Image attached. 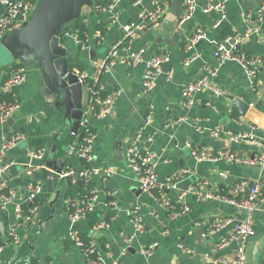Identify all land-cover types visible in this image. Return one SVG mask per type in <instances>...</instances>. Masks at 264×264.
<instances>
[{"label":"crops","instance_id":"0c3cea01","mask_svg":"<svg viewBox=\"0 0 264 264\" xmlns=\"http://www.w3.org/2000/svg\"><path fill=\"white\" fill-rule=\"evenodd\" d=\"M166 1L113 0L111 10L97 9L95 0L91 5H84L81 15L88 28L85 41L78 43L73 38L76 36L74 21L66 25L68 31L62 32L61 44L66 48L70 66L90 80L95 74L94 60L103 56L128 26L137 23L138 14ZM195 2L191 16L180 25L173 23L166 34L162 33V19L158 26L139 29L128 42V48H121V55L142 50L140 62H118L101 73V98L103 93L120 91L107 115H94L100 102L90 98L84 82L83 119L96 135L88 164L110 166L114 172L106 179H92L93 185H80L92 186L90 191H95L98 197L93 210L75 222L68 217L65 199H78L80 186L70 183L69 178L47 180L44 170L50 169L44 164L53 145L56 153L67 146L65 153L53 161V166H60L64 172L69 168L80 169L84 164L77 155L79 133H70L65 146L63 139L68 122L63 106L39 63L25 59L23 63L16 61L7 66L23 64L27 75L15 88L19 108L8 118L11 120L0 122V151L6 165L1 178L15 194L11 202L0 204V232L13 230L19 238L17 243L1 248L0 264H88L86 254L73 240L74 231L89 235L93 243L100 236L104 238L107 249L100 252L101 264H173V260L175 264H220L219 259L236 255L238 241L232 236L235 225L243 218L236 205L217 200L199 201L187 192L181 200L190 206L189 211L172 216L155 193L150 195L139 190L135 174L126 161L127 145L140 135L139 144L155 153L158 182H165L167 178L173 181L165 189L169 200H176L182 191L190 188L220 192L240 178L264 177V170L255 166L198 161L191 153V146L211 145L212 141L223 142L212 144L216 148L227 146L244 155L252 156L257 151L246 142L226 144L224 140H215L211 131L216 128L264 137V0ZM218 3H224V18L218 8L204 11L207 4ZM253 27L256 31L237 46L239 52L261 58L252 87L238 62H219L212 51L223 38L244 36ZM196 28H201L204 36L189 47ZM156 54H165L168 60L162 64V73L154 87L145 90L144 63ZM7 67H0V81L9 72L3 70ZM201 76L208 77L211 86L225 93L215 95L202 89L195 92L194 103L187 106L181 89ZM234 98L249 105L244 115L229 105ZM148 115L150 120L146 123ZM12 136H20L19 142L5 148ZM32 149H43L45 153L41 159L30 158L28 151ZM225 195H230L229 191ZM16 206L23 209L21 221L16 218ZM135 217L139 219L138 224ZM253 218L256 231L246 244L245 264H264V247L257 251L264 234L261 238L256 236L257 232L264 233V193ZM227 219L228 223L215 227V223ZM102 220L108 226L101 234L90 235L91 230L96 231L95 224ZM139 226L141 231L137 230ZM125 238L130 239L129 244ZM125 246L127 249L123 250Z\"/></svg>","mask_w":264,"mask_h":264},{"label":"built area","instance_id":"2783aa9c","mask_svg":"<svg viewBox=\"0 0 264 264\" xmlns=\"http://www.w3.org/2000/svg\"><path fill=\"white\" fill-rule=\"evenodd\" d=\"M38 0H0V42L2 36L11 31L14 28H19L27 21L29 16L32 14ZM170 1L167 0L163 5H157L151 11H141L138 14V21L134 26H128L123 36L115 41L110 49L101 57L94 60L95 74L90 78L91 84H87V76L82 73H78L80 82L86 84V92L93 101L99 100L100 108L94 112L96 116L107 115L113 107L115 98L120 95V91H114L104 98H101L102 86L99 83V76L107 68L115 63L123 64H136L141 60L142 50L128 52L125 55L120 54L122 47L128 48V42L135 37L138 30L144 26L155 27L161 23V20L168 13L170 7ZM196 6L195 0H184L180 17L177 19L176 24L180 25L184 20L189 18L194 12ZM98 9L113 8V4L110 3L107 6L95 5ZM213 7L218 8L221 12V18H224L223 13L224 3L218 4H207L204 11L207 12ZM175 23V22H174ZM219 23V22H217ZM256 31V28H249L244 36H227L218 42L213 51V56L219 60V62L225 61H236L244 69L247 83L249 86L255 85V79L257 76L258 67L261 64V58L259 56L247 55L246 53L239 52L237 46L242 42L243 38L248 34ZM204 32L201 28H196L195 33L190 38L189 47H192L194 43L203 38ZM76 42L81 43L80 40L73 36ZM168 60V56L165 54H156L144 63V74H143V87L145 90H150L154 87L156 79L162 73V64ZM10 70L6 75L5 79L0 81V122L7 120L12 114L19 108L18 96L15 94V88L22 84L27 75L26 66L23 64H17L16 66H10ZM214 72L211 73L213 75ZM202 89H208L215 95H222L225 93L220 88H215L209 83V79L206 76L198 77L197 79L186 83L181 89V95L184 103L190 106L194 103V94ZM8 98L2 99L3 96ZM94 110V109H93ZM150 115L147 116L146 123L149 122ZM79 129L82 130V138L79 140L77 155L81 159H84L86 164L90 161V152L92 144L95 140V133L90 127L89 123L82 118L80 121ZM212 137L217 140H224L228 143H239L246 142L252 144L257 150L252 156L244 155L230 147H214L212 144H205L201 146H191V153L195 160L198 161H224L226 163L241 165V166H255L261 171L264 170V137H257L255 135L232 131L229 129L216 128L211 131ZM140 135L134 137L126 147V161L128 166L133 170L136 181L138 183L139 190L146 192L150 195H154L153 190L158 189L159 195L156 196L161 205L171 212L172 216H179L189 211L190 206L185 204L181 199L187 192H191L195 195L196 200H217L222 202H228L236 205L243 213V218L237 222L234 227L232 239L238 241V249L236 255L231 258L219 259L220 264H245V249L246 244L251 236L255 234L254 218L253 214L258 207L262 192L264 191V177L257 176L256 178H240L238 179L230 189V194L225 195L218 191L213 192L203 187L190 188L182 191L176 200H169L165 193L166 188H170L173 184L171 178H167L165 182H158L156 172L155 153L150 150H146L139 144ZM20 140V136L10 137L4 147H11L17 145ZM45 151L43 149H32L28 151L30 158L41 159ZM6 165L2 159V151H0V192L3 188H6V182L1 178L2 173ZM37 169L36 167H32ZM114 172L113 168L106 165L100 166H86L85 164L78 170L69 168L65 172L62 171L60 177L71 178L72 182L77 179L92 180L94 178L106 179ZM36 191L39 192L38 189ZM88 195H81L78 199L67 197L65 203L68 207V217L71 221L75 222L85 217L91 212L97 201V193L90 191ZM14 191L8 189V194L0 193V204H6L13 200ZM233 196H239L234 198ZM34 208L31 212L34 213ZM16 218L21 221L24 218L23 209L20 206H16ZM135 213V210L132 211ZM135 222L138 224L139 219L135 217ZM229 220H222L221 223H215V227L218 228L228 223ZM108 226V222L102 220L95 224L96 231H101ZM137 230L141 231V227H137ZM12 236V244L19 241L18 236L13 232L9 231ZM72 237L78 246L82 243L77 239V232H72ZM127 244L130 239L125 238ZM95 243H91L90 248ZM0 246V250H1ZM126 246L123 250H126ZM84 252V251H83ZM146 253V252H145ZM84 254H86L84 252ZM88 264H101L100 258L95 260H88ZM113 264H122L120 262H113ZM173 264L175 261L173 260Z\"/></svg>","mask_w":264,"mask_h":264},{"label":"water","instance_id":"95a60500","mask_svg":"<svg viewBox=\"0 0 264 264\" xmlns=\"http://www.w3.org/2000/svg\"><path fill=\"white\" fill-rule=\"evenodd\" d=\"M93 2L94 0H38L27 21L21 27L6 32L0 42V67H7L16 61L23 63L25 59H33L43 67L51 79L58 92L59 103L63 106L65 121L68 122L63 139L65 146L70 133H79L78 140H81L82 130H79V126L86 103L84 102L85 85L80 82L78 73L66 58V48L61 44L62 32L69 22L81 15L84 5H91ZM183 2L184 0L170 1V9L161 24L163 34H166L169 26L180 17ZM89 52L92 53L93 50L90 49ZM229 105L235 107L241 115H244L249 107L247 103L237 98L231 99ZM211 144L218 145L223 142L212 141ZM20 146H24L23 143ZM55 149L56 145H53L47 154L44 165L50 170H44L45 178L62 181L64 178L60 177V174L63 169L60 166H53V161L65 153L67 146L61 147L58 153ZM94 183L92 180L83 179L75 181L79 186ZM89 233L92 236L101 234L100 231L94 230ZM263 234L257 232L256 236L261 238ZM263 247L264 239L259 243L257 251Z\"/></svg>","mask_w":264,"mask_h":264},{"label":"trees","instance_id":"16d2710c","mask_svg":"<svg viewBox=\"0 0 264 264\" xmlns=\"http://www.w3.org/2000/svg\"><path fill=\"white\" fill-rule=\"evenodd\" d=\"M112 2H113V0H95V3L97 5H99V6H101V7L107 6L110 3H112ZM73 21L75 22V30H74L75 32H74V34L76 35V37L80 41H85L86 36H87V32H88V28H87V25L85 24V22L83 20L82 15H80L77 19H75ZM68 30H69L68 26H65L64 29H63V32H66ZM16 65L17 64H14V66H16ZM10 68L11 67L3 68V70L8 71V70H10ZM5 78H6V76L3 79H5ZM88 83L90 85L91 84V80H87V84ZM105 95L106 94L103 93L102 94V98H104ZM6 98H8V97L5 96V95L2 97V99H6ZM81 160H82L83 164H85L86 166L88 165V164H86L84 159H81ZM236 181H233L231 183V185L229 186V189H231V186ZM69 182L72 183L71 178H70ZM92 188H93L92 186H87V187L80 186V195H85V194L88 195V194H90L89 192H90V190ZM8 189H9V187L3 188L0 193L8 194ZM229 189L227 188V190H226V189L223 188L220 191V193L226 194L228 191L230 193ZM153 193H155L158 196L159 195V190L156 188V189L153 190ZM263 193H264V191L262 192V194ZM229 196H231V194ZM233 197L236 198V199L239 198V196H233ZM77 239L79 241H81V243H82L80 245V249L86 253L87 261L88 260H95V259L100 258V252H104L107 249L106 246H105V240L101 236L99 238H97L98 242L95 243V245L92 246L91 248H90V245L92 243V238L89 237V235L84 234V233H77ZM11 242H12V236L9 234V230H5V231H3V233L0 232V246L1 247L5 246V245H8V244H12Z\"/></svg>","mask_w":264,"mask_h":264}]
</instances>
